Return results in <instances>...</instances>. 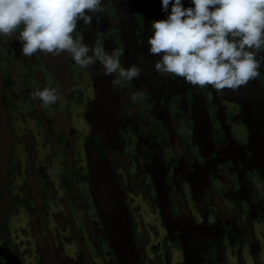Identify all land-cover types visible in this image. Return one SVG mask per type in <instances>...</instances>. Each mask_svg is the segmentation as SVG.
Returning <instances> with one entry per match:
<instances>
[{
	"label": "rangeland",
	"instance_id": "rangeland-1",
	"mask_svg": "<svg viewBox=\"0 0 264 264\" xmlns=\"http://www.w3.org/2000/svg\"><path fill=\"white\" fill-rule=\"evenodd\" d=\"M165 18L160 0H104L78 26L141 69L116 86L0 36V264H264V66L235 92L158 73Z\"/></svg>",
	"mask_w": 264,
	"mask_h": 264
},
{
	"label": "clouds",
	"instance_id": "clouds-1",
	"mask_svg": "<svg viewBox=\"0 0 264 264\" xmlns=\"http://www.w3.org/2000/svg\"><path fill=\"white\" fill-rule=\"evenodd\" d=\"M104 0H0V36L18 32L22 56L67 53L82 69L99 63L113 85L138 80L141 69L121 66L123 49L107 51L73 35L92 24ZM165 19L151 22L148 52L158 56V73L204 89L238 91L264 66V0H160ZM144 95L138 90L133 99ZM44 108L55 105L57 89L32 94Z\"/></svg>",
	"mask_w": 264,
	"mask_h": 264
}]
</instances>
